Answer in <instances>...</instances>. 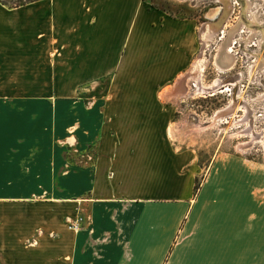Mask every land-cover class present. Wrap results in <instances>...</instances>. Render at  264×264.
<instances>
[{
    "label": "crops",
    "instance_id": "0c3cea01",
    "mask_svg": "<svg viewBox=\"0 0 264 264\" xmlns=\"http://www.w3.org/2000/svg\"><path fill=\"white\" fill-rule=\"evenodd\" d=\"M32 4V26L3 18L26 5L0 15V91L111 82L88 110L0 99V264H264V164L235 149L201 165L160 99L193 63L197 21L143 0Z\"/></svg>",
    "mask_w": 264,
    "mask_h": 264
},
{
    "label": "rangeland",
    "instance_id": "374dc122",
    "mask_svg": "<svg viewBox=\"0 0 264 264\" xmlns=\"http://www.w3.org/2000/svg\"><path fill=\"white\" fill-rule=\"evenodd\" d=\"M26 1L0 0V15L3 16V11L8 9L18 8L16 4ZM143 1L174 17L193 18L198 23V50L193 63L188 72L179 78L178 84L160 93V99L164 104H175L177 107L176 115L170 125L171 132L177 134V140L174 137L172 141L180 144L179 148L182 149H197L201 165L207 164L216 154L234 153L235 149L252 162L264 164V147L261 142H256L251 147L246 146L243 151L237 149L239 142L251 139L252 132H255L256 136H264V0ZM26 7L28 10H21L20 13L17 12L13 16L4 15L3 18L16 21L24 19L30 22L29 26H32L33 4L29 3ZM45 20L48 23V18ZM210 23L220 27L213 39L203 42V30L207 31V24ZM21 29L25 30V28ZM29 30L31 31L32 27ZM229 43L234 64L230 70L221 71L215 65V58L222 45ZM201 58H203L204 69L199 70L201 76L197 79H201L206 86L221 82L219 88L223 86L224 88L216 90L215 95L208 93L194 95L193 88H191L192 93L187 96L185 94L188 86L194 77L199 75V71L195 70L193 64ZM190 76L192 78H189ZM65 82L66 77H56L58 88L56 92L21 93L2 90L0 99L80 100L83 101L82 109L88 110V107H95L94 102L98 96L103 97L105 93L102 92V86L104 83H110L111 77L97 80L93 84L79 86L74 91L59 90L63 87L61 84ZM226 87H230L233 92L224 91ZM99 89L101 90L98 92ZM181 89L185 90V94L177 98L176 93ZM233 102L235 105L231 108L227 123H221L208 130L198 127L206 124V121L210 122L217 110H223L228 105H233ZM179 121L181 123L174 124ZM177 127L178 129H176ZM241 132L245 136L241 137ZM93 148L94 146H91L84 152L89 162L94 159L95 150ZM79 157L80 153L78 155L70 150V159L73 162H78ZM2 191L6 192L7 189H0V194Z\"/></svg>",
    "mask_w": 264,
    "mask_h": 264
},
{
    "label": "bare ground",
    "instance_id": "6f19581e",
    "mask_svg": "<svg viewBox=\"0 0 264 264\" xmlns=\"http://www.w3.org/2000/svg\"><path fill=\"white\" fill-rule=\"evenodd\" d=\"M219 27L220 26H218V25L216 26V24L215 25H213L211 23L210 24H207V31L208 32L206 31V29H204L203 30V33L204 34L202 33L203 42L204 41L205 42H208V40L213 39V37L217 33V30L219 29ZM229 45H230V43L229 44L222 45L221 49L219 50V53L217 54V56L215 58V65L218 68H220L221 71L222 70L223 71L230 70L232 68L233 64H234L233 63L234 62V59H232V56H231V50H230L231 47ZM229 56H231V57H229ZM202 59L203 58H201L200 60L196 61L193 64L195 70H197V71L200 70L201 71V70L204 69V66H203L204 64L202 63L203 62ZM200 71H199V75L197 73L198 77L195 76L194 79L192 80V83L190 84V86H188V89L186 91V94H185V90L184 89H181L180 91H178L176 93V97L177 98H179L180 96H182L184 94L187 95V96L191 95V93H192L191 88H193L194 95L195 94H197V95L198 94H205V93L215 95L216 94L215 93L216 90H218L220 88H224V86L219 88V85L221 84V82H216V83H213L212 85H209V86L204 85L201 79H197V78H200V76H201ZM191 76L189 78H192ZM193 82L195 84H193ZM229 90H230V87H226L224 91H229ZM234 105H235V102H233V105H231V106L228 105L223 110H217L215 112V115L211 118V121L210 122H207L206 124L200 125L198 127H200V129H203V130H208V129L215 128L217 125H219L221 123H227L228 122V119H229L228 117H229V115L231 113L230 112L231 111V108H233ZM237 123H238V121H237ZM207 124H209V125H207ZM176 129H178V127ZM254 133L252 132L251 139L249 141L239 142V144L237 146V149L239 151L240 150L243 151L244 150V147L246 148V146L247 147L248 146H250V147L253 146L256 142H261L263 144V147H264V136L263 135L256 136ZM248 135H250V134H248ZM240 136L243 137V136H245V134L242 133Z\"/></svg>",
    "mask_w": 264,
    "mask_h": 264
},
{
    "label": "trees",
    "instance_id": "16d2710c",
    "mask_svg": "<svg viewBox=\"0 0 264 264\" xmlns=\"http://www.w3.org/2000/svg\"><path fill=\"white\" fill-rule=\"evenodd\" d=\"M36 1H39V0H27L26 2H22V3L16 4V6H17V7H20V6L27 5V4H29V3H34V2H36ZM199 188H200V179L198 178V179H197V183H196V187H195V191H196V193L198 192Z\"/></svg>",
    "mask_w": 264,
    "mask_h": 264
},
{
    "label": "built area",
    "instance_id": "2783aa9c",
    "mask_svg": "<svg viewBox=\"0 0 264 264\" xmlns=\"http://www.w3.org/2000/svg\"><path fill=\"white\" fill-rule=\"evenodd\" d=\"M194 84H195V83H194ZM228 92H233V91H232V89H230V91H228Z\"/></svg>",
    "mask_w": 264,
    "mask_h": 264
}]
</instances>
